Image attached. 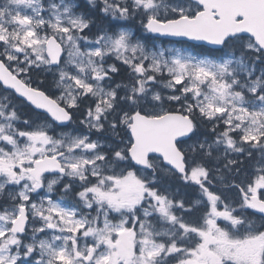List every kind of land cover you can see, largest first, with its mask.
<instances>
[{"label": "snow or ice", "instance_id": "snow-or-ice-1", "mask_svg": "<svg viewBox=\"0 0 264 264\" xmlns=\"http://www.w3.org/2000/svg\"><path fill=\"white\" fill-rule=\"evenodd\" d=\"M0 264H264V0H0Z\"/></svg>", "mask_w": 264, "mask_h": 264}]
</instances>
